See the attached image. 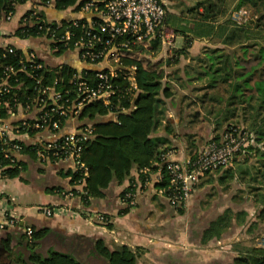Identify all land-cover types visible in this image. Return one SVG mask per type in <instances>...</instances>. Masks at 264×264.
<instances>
[{"label":"trees","instance_id":"obj_1","mask_svg":"<svg viewBox=\"0 0 264 264\" xmlns=\"http://www.w3.org/2000/svg\"><path fill=\"white\" fill-rule=\"evenodd\" d=\"M19 1L21 4L27 2V0ZM77 1L52 0L50 3L49 0H34L33 3L37 4L36 8L24 14L25 19L23 20L22 17L21 25L15 34L21 38L50 39L52 35L49 30L51 29L55 30L57 35H61L64 33L65 27L68 26L63 16V10L74 6ZM227 1L201 0L189 8L193 21L187 28L179 30L184 44L180 48V52L189 54L188 50L192 42L198 39L203 40L206 37L208 40L217 38L227 46V48L211 49L205 47L202 54L199 53L192 57V63L188 68L185 67L187 69L185 74H187L189 83H204V86L194 88V90H204L196 98L200 101V105L207 109L208 114L214 112L213 119L209 115L205 118L215 125L216 131H219L222 126V131L207 143L212 140H220L222 133L231 127L248 133L250 137H252L251 134L253 135L252 141L244 147L241 155L242 161L237 158L238 161L235 160L237 163L233 168L231 166L217 170L221 171L222 178L234 179L241 176L242 179H246L248 176V183H250V181H256L261 171H264V0H240L236 9L249 4L252 10V16L241 22L231 15V8L227 6ZM47 9L53 10L56 16H51ZM13 10L10 0H0V18H4ZM58 20L64 24L59 28L56 24ZM168 22H170L169 19ZM72 30L76 35L80 33L78 27H72ZM72 43L70 42L68 46L57 44V42L50 43L52 47H58V50L53 53L54 56L67 57L66 62L53 65L46 64L38 55L29 60V51L26 52L20 48H15L12 53L8 52L6 48L0 49V77L4 76L6 65H11L15 69V74L7 77L11 93L0 96V122L18 126L21 132H27L33 138V142L27 143L21 140L22 148L18 153L42 164L43 162L36 152L37 148L42 147L38 137L40 135L46 137L47 132L58 136L66 134L63 131L71 125L73 119L70 114L60 115L55 110L50 95L43 94L42 87L52 85L56 80V88L62 90L68 84L70 77L79 73L80 70L88 75L90 83L96 82L95 69L86 67L74 59ZM38 63L42 65L41 68L34 66ZM131 63L138 66V89L134 90L123 78V75L118 74L111 79L116 90L111 96V103L106 106L99 102L89 104L77 117L80 120L88 119L87 122L79 125V130L83 131L88 124L94 127L90 138L83 143L81 154V160L88 167V175H85L81 169L67 168L66 171L64 169L61 171L63 176L70 177V182L73 185L84 182L83 188L87 191L86 195L82 194L81 190H71L74 197L80 201L82 199L86 205L90 203V197L102 195L103 191L113 182H123L133 167L149 166L153 161L159 159L167 149L171 148L159 149V143L153 137V133L161 126L167 130L170 129V121H168L170 108L180 105L178 108L184 113L181 119L186 122V125L189 122H196L201 116L199 110L187 112V106L185 107L183 104L187 99L185 94L176 100L172 85L163 80V69L144 67L142 63L129 59L127 64ZM23 65H32V68L22 70ZM178 79H181L180 76ZM5 101H8L10 105H6ZM190 103L191 101L188 102V105ZM11 105L15 111L20 106L23 112L12 117L9 113ZM124 107L129 110L124 112L122 110ZM111 111L119 114L118 122L113 120L97 121V118ZM45 113H47L46 121L42 119ZM25 117L26 119H24ZM237 119H241V121L239 120L241 125L238 122H233ZM23 120H26L27 125H22ZM35 122H40L42 128H36ZM54 122L58 123V127L55 129L53 128ZM186 134L188 138L192 136L191 131H187ZM2 141L3 139L0 138L1 174L11 179L22 178L28 168V163L17 158L16 154H13L14 161L10 157H6V153L11 149L8 148V145H3ZM189 143L191 145V142ZM192 144L196 143L192 142ZM193 154L195 153H191V155ZM252 155L259 156L256 159L257 163L261 162V167L256 166L254 168L255 175L250 176L249 170L253 166L248 169L244 164ZM52 159L50 162L53 164L63 163L60 162L59 156ZM163 173L165 181L156 183L157 187L168 183L165 168ZM141 176L143 178V175ZM167 201L169 202L168 199ZM169 204L179 214L185 212L187 205L186 203L182 206H174L170 202ZM104 216L108 219L106 215ZM247 216L248 212L245 209L235 212L234 208H226L204 229L201 242L207 243L213 238L221 237L227 232L233 221L242 225L241 223L248 220ZM257 228L264 235V202L257 208L255 219L250 221L249 230L256 231ZM32 229L31 239L26 234V230L24 233L30 250L29 255L19 257L14 264L139 263V248L127 244H112L102 236H73L69 246L64 247L65 250L50 249L46 254H43L37 251V247L46 235V231L36 227H32ZM82 255H85V258H82ZM96 259L97 261H95ZM227 264H264V245L247 248Z\"/></svg>","mask_w":264,"mask_h":264},{"label":"crops","instance_id":"obj_2","mask_svg":"<svg viewBox=\"0 0 264 264\" xmlns=\"http://www.w3.org/2000/svg\"><path fill=\"white\" fill-rule=\"evenodd\" d=\"M28 8L30 4H21L11 20L0 18V49L7 46L22 50L33 48L48 65L66 62L67 57L54 56V51L46 39L21 38L15 34ZM47 12L56 16L51 9H47ZM131 57L138 59L136 53ZM176 107L168 110L170 129L161 126L153 133V137L159 143V149L174 147L178 150L176 158L184 159L193 149L186 134L192 128L187 129L186 122L181 119L184 113L180 111V105ZM111 118L112 115L107 113L97 118V121H110ZM87 121L88 119L73 118L71 125L63 132L72 131ZM1 124L9 125L0 122ZM208 132L209 136L213 134L210 129ZM47 136L50 135L46 134ZM22 139L27 143L33 141L32 137ZM15 154L17 158L28 163V168L22 178L11 179L0 174V216L6 212L20 219L18 225L0 230V264H14L19 257L29 255L30 250L24 237L27 226L46 231L37 247V251L43 254L50 249L65 250L64 247L77 235L102 236L118 245L127 244L124 239L129 237L131 247L138 244L139 263L143 256L151 262L162 264H227L239 251L245 250L244 246L247 244L236 242L239 238L235 239V236L241 234V225L235 221L221 237L213 238L207 243L201 242L204 229L226 208H234L236 212L244 206L241 200L240 203L237 202L243 186L236 184V178L235 182H229L232 184L228 191L223 189L224 182H215L220 195L211 198L215 183L209 181H212L211 178L220 179L221 171L210 172L201 178L187 201L185 212L179 214L163 195L157 193L154 186L138 193L135 206H125L121 195L132 181L139 180L142 167H133L123 182H113L102 195L90 197V203L86 205L82 199L80 201L67 194L68 190L79 191L84 186L83 183L73 185L70 177L62 175L61 169L66 171L70 168L68 164H42L21 153ZM47 208H52L54 214L47 215ZM248 212L254 214L255 211L249 209ZM99 214L108 217L109 222L106 225L97 218ZM231 248H235L236 252Z\"/></svg>","mask_w":264,"mask_h":264},{"label":"built area","instance_id":"obj_3","mask_svg":"<svg viewBox=\"0 0 264 264\" xmlns=\"http://www.w3.org/2000/svg\"><path fill=\"white\" fill-rule=\"evenodd\" d=\"M10 1L14 10L4 17L5 20H11L18 6L21 5L19 0ZM33 2L34 0H27L26 4H30V8L26 12L36 8L37 4ZM49 2L51 3L52 0ZM63 16L68 24L64 33L57 35L55 30L50 29L49 32L52 36L50 39H46L50 43L57 42V44L61 43L64 46L73 42L74 59L86 67L95 69L96 82L90 83L88 75L80 70L79 73L70 77L68 84L62 90L56 88V80L54 84L42 87L41 91L43 94L50 95L55 110L60 115L70 114L73 118H77L89 104L99 102L105 106L109 105L111 96L116 92L111 79L118 74H122L134 90L138 89V66L135 63L127 64L126 60L132 58L134 53H140L142 47L148 46L152 39L164 37L167 18L164 0H78L74 6L63 10ZM56 24L57 28L64 25L60 20ZM72 27L80 28V33L76 35ZM168 35L169 33L166 34V37H169ZM167 43L174 45L173 39H169ZM50 47L53 51L58 50L56 46L50 45ZM15 48L17 47H6L10 53L14 52ZM24 51H29V60L39 56L33 48ZM34 66L42 67L39 63ZM31 68L32 65L22 66V70H30ZM13 74H15L14 67L6 65L4 76L0 77V96L11 93V86L7 77ZM42 80L38 81L41 82ZM5 102L6 105H10L8 101ZM13 108L12 105L9 108L12 117L23 112L20 106L17 110L18 113ZM122 110L125 112L129 109L124 107ZM109 113L112 115L111 120L119 121L117 112L111 111ZM46 118L47 113L42 116L44 121ZM22 125H27L26 120L22 121ZM34 126L42 128L40 122H35ZM57 127L58 123L54 122L53 128ZM93 129L94 127L88 124L83 131L74 128L60 136L50 132H47V135H50L47 136L48 138L40 135L38 140H41L42 147L37 148V156L43 163L50 162L53 157L59 156L60 162L68 163L69 167L75 170L81 169L85 175H88V167L81 160V154L83 143L90 138ZM251 136L253 137L252 134ZM23 137L29 138L31 136L27 132H21L18 126L0 125L2 144L8 145V148L11 149L10 152L6 153V157H10L14 161L13 154L21 150L22 143L20 141L23 140ZM252 137L246 132L231 127L222 133L220 140L210 141L203 149L193 155H188L184 159H177L175 154L178 150L174 147L169 148L151 165L141 168L140 173L143 178L141 176L139 180L132 181L124 190L121 199L126 207H133L137 203L138 193L154 186L157 193L165 196L172 205H185L201 178L210 172L233 166L235 160L242 157L244 147L252 141ZM164 168L167 171L168 183L157 187L156 183L165 181ZM80 190L82 194H87L84 188ZM67 194L74 197L72 190H69ZM46 214L53 215L54 210L47 208ZM97 218L105 225L109 222V219H106L103 214H99ZM19 221L20 219L16 216L5 212L0 216V230L14 226ZM26 234L30 239L32 238V227H26ZM260 245H264V240Z\"/></svg>","mask_w":264,"mask_h":264},{"label":"rangeland","instance_id":"obj_4","mask_svg":"<svg viewBox=\"0 0 264 264\" xmlns=\"http://www.w3.org/2000/svg\"><path fill=\"white\" fill-rule=\"evenodd\" d=\"M198 1L201 0H164L167 8V17L171 22V23L168 22V19H166V23L164 27V31H165L164 37L162 39L155 38L148 43V46L142 47L140 53H136L138 59L134 57V59L128 58L126 60V63L129 59H131L142 63L144 67H151V68L157 67V69L158 68H160L161 70L163 69L164 72L163 80L167 83L170 82V84L172 85V88L175 91L176 100L177 98H181L185 94V96H187V99L185 101L186 105L185 102L183 104L185 107L187 106L186 107L187 112L188 113L194 112V110H199L201 112V116L198 118V120H196V122L193 123L189 122V124L186 125L187 129L192 128L191 129L192 136H190L189 138L187 137V140L191 142V145L193 147L191 153L198 152L199 151L198 148H200V146H203L204 144H206V141L208 142L209 140L213 139V136H216L218 133H220L222 131L221 130L222 126L220 127L219 131H216L217 129L214 128L215 125H212L205 118V116L209 115V117L213 119L214 112L208 114L207 109H204L200 105V101H198L196 98V96H200L204 92V90L203 91L194 90L195 87L199 88L201 86H204V83L202 82L189 83L187 79V74H185L186 73L185 70H187L185 69V67L187 66L188 68L189 64L192 63L191 62L192 57L197 56L199 53L202 54L203 53L202 51L205 47H209L210 49L216 47L227 48L226 45H223L221 43V40H218L217 38L215 40H208L207 39L208 37H206L203 40H199V39L194 40L189 47L188 50L189 54H184L180 52V48L184 46V44H183V37L179 35L180 33L179 30L181 28H187V26H189V24L193 21V17L189 12V8L195 6L194 4H196V2ZM239 2L240 0H228L227 6L231 8V12H230L231 15L237 21L241 22V21H245L247 18L252 16V10L249 7V4L242 5L238 9H236ZM166 32L169 33L168 35L169 37H166L167 34ZM169 39H173L174 45H168L167 42L169 41ZM191 53H194L195 55H192ZM174 54H176V56H174ZM179 76L181 79H178ZM193 100L195 101L192 102ZM190 101L191 103L188 105V102ZM239 120L241 121V119H237V121H233V122L239 123L240 122ZM209 129L213 131V134L210 136L208 132ZM192 142H196V144H192ZM256 158H259V156L252 155L244 164L248 167V169H250L253 166L249 170L251 172L249 174L250 176L255 175L254 168L256 166L261 167V162L259 161L257 163ZM239 160L242 161L243 160L242 157L239 158ZM233 167L234 166H232L231 168ZM211 179L212 181L208 180L211 183H215L217 181H219V183H221V181L224 182L222 186L225 191H228L231 187L232 183L229 182H232V180L233 182H235L234 179L231 178L228 179L226 177L225 178L220 177V179L218 180H214L215 178H211ZM248 182H249L248 176L246 179H242L241 176L236 178V184L243 186L242 187L243 191L239 192L241 196L239 197V200L237 202L240 203L241 200V202H244L243 209L249 208L250 211L252 210L255 211L254 214H251L248 212L249 209H246L247 212L249 213L248 220L245 221L244 223H241L242 224L240 227L241 234L239 233L238 237L235 236V239L239 238V240H236V242H243L247 244L244 246L245 250L252 246H258V245L260 246V244L264 240V235H262L259 228H257L256 231L253 229L252 231L249 230L250 221L255 219L257 208L261 206L264 202V171H261L260 176L256 181H250V183ZM215 186H218V184L215 183L212 187V190ZM219 195H220L219 191L215 187L213 194L211 195V198H214L216 196L219 197ZM124 240H125L124 243H127V245L131 243L130 241L131 239L129 237ZM121 242L122 241H120V243ZM134 248H138V244ZM231 250H234L236 252L235 248H231ZM83 257L85 258V256ZM144 259L145 258L142 256V258H140L139 264H162L160 262L155 263V262H151L148 259L145 260ZM95 261H97V259Z\"/></svg>","mask_w":264,"mask_h":264}]
</instances>
